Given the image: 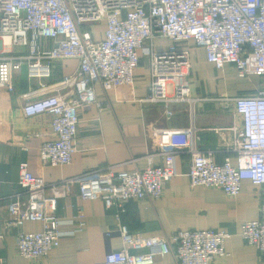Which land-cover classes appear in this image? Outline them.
<instances>
[{"label":"built area","instance_id":"2783aa9c","mask_svg":"<svg viewBox=\"0 0 264 264\" xmlns=\"http://www.w3.org/2000/svg\"><path fill=\"white\" fill-rule=\"evenodd\" d=\"M100 21L105 22L104 36L95 39L85 25ZM47 38L53 41L49 47L43 44ZM157 38L167 40L164 48H155ZM188 41L202 46L215 66L234 65L239 76H264V0H0V89L15 92L13 74L24 64L28 79L37 80L21 94L22 112L26 117L51 115L52 135L39 147L44 165L72 160L78 110L104 104L94 85L99 83L105 92L131 85L142 56L149 59L150 86L140 101H187L193 107L196 99L219 100L223 106L232 104L233 117L240 119L233 127L229 149L235 154L234 164L231 155L217 162L213 149H200L194 124L154 126L151 132L159 140L157 153L162 161L154 162L156 153L150 152L142 169L116 163L46 182L29 171L26 161H19V189L8 196V217L3 223L20 226L38 220L42 224L39 230L17 233L21 255L46 256L59 245L55 207L59 195L77 189L82 199L101 198L107 207L134 198H158L176 174L175 158L181 151L191 157L187 172L191 186L222 188L228 196H237L244 179L258 188V216L242 223L240 236L264 253V86L251 94L191 98L186 77L192 68L191 53L184 44ZM16 46L23 51L13 50ZM63 58L77 59L75 70L50 83L52 64ZM169 82L174 84L172 95ZM228 237L230 232L224 228L140 236L122 226V246L109 250L95 264H152L170 252L177 264H212L216 256L227 254Z\"/></svg>","mask_w":264,"mask_h":264},{"label":"crops","instance_id":"0c3cea01","mask_svg":"<svg viewBox=\"0 0 264 264\" xmlns=\"http://www.w3.org/2000/svg\"><path fill=\"white\" fill-rule=\"evenodd\" d=\"M88 26L95 39L104 36V21L85 25ZM43 44L49 47L53 41L47 38ZM184 44L189 46L191 53L192 68L186 76L191 98L216 97L221 93L231 96L251 94L264 86V77L239 76L234 65L218 67L209 62L202 46H196L192 41ZM16 47L13 50L18 51ZM77 64L78 60L74 58L54 62L49 82L73 72ZM148 65V57L142 56L134 67L131 85L117 86L107 92L99 83L94 85L104 104L101 107L91 104L78 110L75 150L72 160L64 165H44L39 156L42 141L52 135L51 115L42 113L26 117L22 112L24 99L21 94L29 92L37 80L28 79L26 67H21L13 74L18 78L14 83L15 92L0 89V264L102 262L106 252L122 246V226H126L128 233L140 236L224 228L230 232L224 245L227 254L216 256L212 264H264V253L240 236L242 223L258 216V188L244 179L237 196H228L222 188L191 186L187 173L191 157L185 151L176 154V174L165 183L163 194L158 198H134L121 206L107 207L101 198L82 199L77 189L59 195L55 206L60 221L59 245L50 249L46 256L28 258L19 253L17 233L42 228L38 220L24 221L20 226L3 223L8 217V196L19 189L18 162L21 160L28 163L30 172L42 176L46 182L116 163L126 169H142L148 164L150 152L156 153L154 162L162 161L157 153L161 149L159 140L151 132L154 126L181 128L194 124L200 135L197 142L200 149H213L217 162L227 154L231 155V162L235 163V154L229 149L233 127L240 119L233 117V105L223 106L219 100L211 99H196L193 107L187 101L142 102L140 98L148 93L150 86ZM173 87L174 84L169 82L170 95ZM152 264H177V261L170 252L157 257Z\"/></svg>","mask_w":264,"mask_h":264},{"label":"rangeland","instance_id":"374dc122","mask_svg":"<svg viewBox=\"0 0 264 264\" xmlns=\"http://www.w3.org/2000/svg\"><path fill=\"white\" fill-rule=\"evenodd\" d=\"M165 39V38H164ZM164 39H161V38H157L156 40H155V48L156 49H162V48H164V46L166 45V42H167V40H166V42H165V40ZM164 40V41H163ZM16 49H18V50H21V49H23L22 47H16ZM23 51V50H22ZM54 64H52V70H53V66ZM22 67H24L25 68V64L22 66ZM18 81V78L17 77H15V76H13V82L14 83H16Z\"/></svg>","mask_w":264,"mask_h":264},{"label":"trees","instance_id":"16d2710c","mask_svg":"<svg viewBox=\"0 0 264 264\" xmlns=\"http://www.w3.org/2000/svg\"><path fill=\"white\" fill-rule=\"evenodd\" d=\"M261 77H264V76H261Z\"/></svg>","mask_w":264,"mask_h":264}]
</instances>
